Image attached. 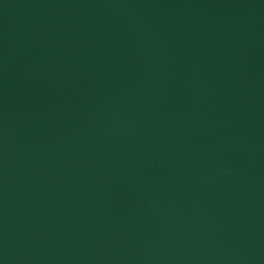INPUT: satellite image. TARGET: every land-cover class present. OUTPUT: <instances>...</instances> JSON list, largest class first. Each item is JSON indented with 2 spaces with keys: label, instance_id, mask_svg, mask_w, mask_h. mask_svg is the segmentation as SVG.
<instances>
[{
  "label": "water",
  "instance_id": "95a60500",
  "mask_svg": "<svg viewBox=\"0 0 264 264\" xmlns=\"http://www.w3.org/2000/svg\"><path fill=\"white\" fill-rule=\"evenodd\" d=\"M0 264H264V0H0Z\"/></svg>",
  "mask_w": 264,
  "mask_h": 264
}]
</instances>
